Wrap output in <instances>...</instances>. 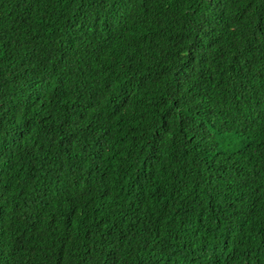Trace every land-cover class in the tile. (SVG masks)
Returning <instances> with one entry per match:
<instances>
[{"label": "trees", "instance_id": "obj_1", "mask_svg": "<svg viewBox=\"0 0 264 264\" xmlns=\"http://www.w3.org/2000/svg\"><path fill=\"white\" fill-rule=\"evenodd\" d=\"M0 264H264V0H0Z\"/></svg>", "mask_w": 264, "mask_h": 264}]
</instances>
